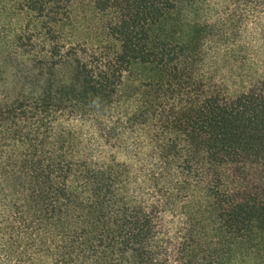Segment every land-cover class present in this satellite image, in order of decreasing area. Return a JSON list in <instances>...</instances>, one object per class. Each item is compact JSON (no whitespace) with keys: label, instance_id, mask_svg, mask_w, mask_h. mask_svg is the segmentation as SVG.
<instances>
[{"label":"trees","instance_id":"trees-1","mask_svg":"<svg viewBox=\"0 0 264 264\" xmlns=\"http://www.w3.org/2000/svg\"><path fill=\"white\" fill-rule=\"evenodd\" d=\"M86 1L91 46L79 0H0V264H264V0ZM205 2L246 36L152 40ZM203 192L227 245L193 231Z\"/></svg>","mask_w":264,"mask_h":264},{"label":"rangeland","instance_id":"rangeland-1","mask_svg":"<svg viewBox=\"0 0 264 264\" xmlns=\"http://www.w3.org/2000/svg\"><path fill=\"white\" fill-rule=\"evenodd\" d=\"M87 4L88 1L79 0L75 6L76 10L74 9L71 25L66 31L70 36L67 40H80L83 46H91L93 41L99 40L104 23L98 13ZM217 9L218 11L207 19V2L198 7L186 3L180 4L160 25L152 29L150 37L154 42L196 40L197 47L203 48H207V43H215L223 37H231L237 41L244 38L246 36L243 23L245 15L238 14L235 5L227 2ZM14 22V26L9 22L2 23L3 31L10 33L18 23L17 18ZM191 214L193 231L198 239L213 247L228 244L231 237L220 215L218 201L210 192H203L197 196L191 204Z\"/></svg>","mask_w":264,"mask_h":264}]
</instances>
